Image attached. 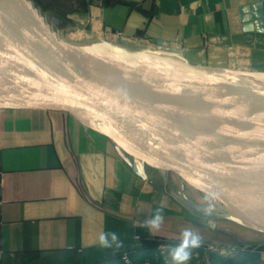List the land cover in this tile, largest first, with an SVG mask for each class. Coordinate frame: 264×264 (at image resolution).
I'll return each instance as SVG.
<instances>
[{"label": "crops", "instance_id": "0c3cea01", "mask_svg": "<svg viewBox=\"0 0 264 264\" xmlns=\"http://www.w3.org/2000/svg\"><path fill=\"white\" fill-rule=\"evenodd\" d=\"M31 1L56 25L175 45L196 64L264 65V33L245 32L240 12L264 0ZM192 196L63 111L0 105V264H118L151 254L145 244L179 243L184 229L206 240L207 227L190 217ZM159 207L164 222L153 231L145 222ZM103 231L124 246L101 248Z\"/></svg>", "mask_w": 264, "mask_h": 264}, {"label": "water", "instance_id": "95a60500", "mask_svg": "<svg viewBox=\"0 0 264 264\" xmlns=\"http://www.w3.org/2000/svg\"><path fill=\"white\" fill-rule=\"evenodd\" d=\"M259 9L256 30L264 33V3L241 13ZM249 16H242L245 32L255 30ZM95 58L65 44L31 0H0V105L63 111L173 175L204 199V208L214 207L212 199L264 233V150L257 138L235 132L229 116L144 94Z\"/></svg>", "mask_w": 264, "mask_h": 264}, {"label": "bare ground", "instance_id": "6f19581e", "mask_svg": "<svg viewBox=\"0 0 264 264\" xmlns=\"http://www.w3.org/2000/svg\"><path fill=\"white\" fill-rule=\"evenodd\" d=\"M58 37L71 47L93 53L99 60L102 58L104 66L115 78L144 94L155 95L157 99L179 108H199L226 118L227 114L233 118L227 119L233 123L232 129L235 132L239 133L238 129L241 130L250 141L256 138L262 140L264 146L263 85L229 73L177 66L181 59L173 53L122 52L98 46L91 48L63 39L59 35ZM117 63L124 70L132 72L135 78L129 77V82L122 79L121 71L117 72L113 67ZM169 98L173 101L166 100ZM241 120L246 122L245 127L240 123ZM257 146L260 148L259 144ZM252 148L249 147L251 150Z\"/></svg>", "mask_w": 264, "mask_h": 264}, {"label": "rangeland", "instance_id": "374dc122", "mask_svg": "<svg viewBox=\"0 0 264 264\" xmlns=\"http://www.w3.org/2000/svg\"><path fill=\"white\" fill-rule=\"evenodd\" d=\"M34 2V1H32ZM36 2V1H35ZM34 4V3H33ZM38 8V7H37ZM39 10V9H38ZM40 11V10H39ZM41 12V11H40ZM42 12H44L42 14ZM41 14L45 19L51 24L54 31L63 39L69 40L76 44H84L91 48L93 47H103L109 48L122 52H150L154 54H174L178 57L179 64L177 66L183 67H192V68H203L205 70H215L217 72L229 73L233 76H242L240 78H248L251 81L257 82L264 86V65L263 63H253L250 65L249 62L245 64L237 65L232 64L229 68L217 69L205 66L202 64H196L189 60L187 55L179 50L175 45L155 43L145 39H126L115 33H89L86 32L84 28L77 25H56L53 23V20L50 19L48 11H42ZM241 12V11H240ZM260 12L259 10L250 12L241 13V16H249V22L253 23L254 31L258 32L256 29L262 27L258 25V18H255L254 13ZM47 14V15H44ZM257 24V25H256ZM243 29V28H242ZM250 32V31H248ZM253 32V31H252ZM78 34V35H77ZM262 45V43H258ZM261 56L262 52H258ZM172 54V55H173ZM184 58V60H182ZM113 61L112 59H108ZM262 60V59H261ZM184 61V63H183ZM182 63V64H180ZM183 65V66H182ZM111 67V65L109 64ZM118 66V67H117ZM120 63L113 65L115 71H121V78L125 81L130 80L129 77H134L132 72L124 70V67H120ZM262 77V79L255 78ZM135 78V77H134ZM155 96V95H152ZM168 101H173L170 98L166 99ZM228 116L227 114H225ZM250 116H254L250 114ZM230 117V116H229ZM231 118V117H230ZM233 119V118H231ZM234 121V120H233ZM242 126L246 125V122L240 121ZM245 127V126H244ZM262 136V135H261ZM262 138V137H260ZM262 141V140H261ZM260 140L257 139L260 146H263ZM264 150V146L261 147ZM176 185V191L178 189ZM174 189V188H173ZM194 192V191H193ZM192 195L197 198H191V213L190 217L193 222L202 224L207 227L208 233L206 240H202V244L199 248L192 249V257L189 261V264H264V233L253 229L249 226H246L240 220H237L234 216L230 215L228 210L221 207L218 203L214 202L212 199H209L214 205H208L207 211L200 210V207L203 208L204 199L199 196V194ZM183 194V191H181ZM179 196H182V195ZM187 195V193H186ZM180 198V197H179ZM197 206V208H196ZM211 209L212 211H209ZM215 212L217 216L215 215ZM223 216L221 218L220 216ZM231 217V218H227ZM178 243L169 244L166 246H161L157 251L147 254L145 256H139V260L136 257L129 258V262L126 263L124 260L118 264H173L171 257L169 255L170 249L175 247ZM223 258V259H222Z\"/></svg>", "mask_w": 264, "mask_h": 264}, {"label": "clouds", "instance_id": "9594fccd", "mask_svg": "<svg viewBox=\"0 0 264 264\" xmlns=\"http://www.w3.org/2000/svg\"><path fill=\"white\" fill-rule=\"evenodd\" d=\"M210 211V209H209ZM164 222L163 208L159 207L155 209L151 219L145 222L153 231H159ZM180 242L170 249L169 255L173 264H189L192 257V249L199 248L202 244V237L190 229H184L180 233ZM98 243L101 248L110 249L115 247L116 249L122 248L124 242L120 239V236L115 231H103L99 234Z\"/></svg>", "mask_w": 264, "mask_h": 264}, {"label": "trees", "instance_id": "16d2710c", "mask_svg": "<svg viewBox=\"0 0 264 264\" xmlns=\"http://www.w3.org/2000/svg\"><path fill=\"white\" fill-rule=\"evenodd\" d=\"M161 242H155V243H148L145 244V246L143 247V251H147L148 253H152L157 251L158 247L161 245ZM264 249V246H263ZM223 259V258H222Z\"/></svg>", "mask_w": 264, "mask_h": 264}, {"label": "built area", "instance_id": "2783aa9c", "mask_svg": "<svg viewBox=\"0 0 264 264\" xmlns=\"http://www.w3.org/2000/svg\"><path fill=\"white\" fill-rule=\"evenodd\" d=\"M123 260H124L126 263L129 262V258H128L127 256H124V257H123Z\"/></svg>", "mask_w": 264, "mask_h": 264}]
</instances>
